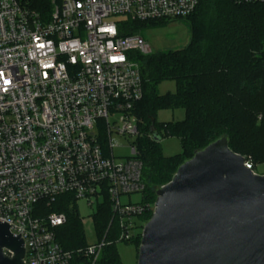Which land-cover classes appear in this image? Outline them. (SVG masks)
I'll return each instance as SVG.
<instances>
[{
  "label": "built area",
  "instance_id": "1",
  "mask_svg": "<svg viewBox=\"0 0 264 264\" xmlns=\"http://www.w3.org/2000/svg\"><path fill=\"white\" fill-rule=\"evenodd\" d=\"M200 2L52 0L47 13L33 7L37 0H0V222L21 234L23 264H71L76 254L99 264L107 247L131 242L134 232L142 237L141 217L155 203L144 202L140 151L131 146L118 162L110 141L113 131L140 135L136 108L145 89L135 57L152 50L140 34L122 36L120 20L108 19H184ZM66 195L97 211L108 205L111 214L101 239L76 252L56 239L64 214H37L40 202ZM134 195L142 201L121 202Z\"/></svg>",
  "mask_w": 264,
  "mask_h": 264
},
{
  "label": "trees",
  "instance_id": "2",
  "mask_svg": "<svg viewBox=\"0 0 264 264\" xmlns=\"http://www.w3.org/2000/svg\"><path fill=\"white\" fill-rule=\"evenodd\" d=\"M51 1L37 0L33 7L48 13ZM186 20L191 27L186 48L135 57L145 89L144 99L136 108L141 131L139 159L147 186L144 202L151 205L156 202L157 191L173 179L182 164L221 138H227L229 148L252 168L264 164V3L238 5L229 0H201L194 15ZM147 23L154 21L123 18L120 33L140 34ZM165 81L175 84V93L158 94L159 84ZM161 110H182L185 118L158 123L155 118ZM154 135L160 141L178 138L181 152L165 157ZM51 213L67 218V224L55 230L64 250L76 252L87 245L72 196L37 205L38 215ZM152 215L151 210L141 220L148 222ZM110 217L108 205L94 215L101 234ZM133 241L139 247L141 234ZM71 264L86 261L76 254ZM99 264H121L116 244L104 249Z\"/></svg>",
  "mask_w": 264,
  "mask_h": 264
},
{
  "label": "water",
  "instance_id": "3",
  "mask_svg": "<svg viewBox=\"0 0 264 264\" xmlns=\"http://www.w3.org/2000/svg\"><path fill=\"white\" fill-rule=\"evenodd\" d=\"M156 195L137 264H264V175L227 138L198 151ZM20 236L0 222V264H23Z\"/></svg>",
  "mask_w": 264,
  "mask_h": 264
},
{
  "label": "rangeland",
  "instance_id": "4",
  "mask_svg": "<svg viewBox=\"0 0 264 264\" xmlns=\"http://www.w3.org/2000/svg\"><path fill=\"white\" fill-rule=\"evenodd\" d=\"M194 15V14H193ZM192 15V16H193ZM123 18H110L109 22L119 21ZM184 19H168L154 21V23H147L142 29L140 35L145 39L152 50V55L162 54L169 51L182 50L187 47L191 40V27ZM153 22V21H151ZM159 95H164L167 92L175 93L176 86L171 81H165L159 84ZM185 118L182 110H161L157 113L155 120L158 123H167L172 121H181ZM102 134L104 135L103 131ZM141 139V135L136 137L119 136L113 131L111 136L112 153L118 162L124 161L131 154V146H137ZM159 147L165 157H172L181 152V144L178 138L167 137L159 142ZM252 168V167H251ZM254 168V170H253ZM252 168L257 175H264V164L257 165ZM142 201L140 195L131 197H122L121 202L138 203ZM96 207H90L84 201L77 203V214L82 225V231L85 242L96 244L102 237L98 225L94 221L96 214ZM147 223V222H145ZM134 239L137 238L134 232ZM133 239V240H134ZM129 243L116 244V250L121 264H137L139 247L135 241Z\"/></svg>",
  "mask_w": 264,
  "mask_h": 264
}]
</instances>
